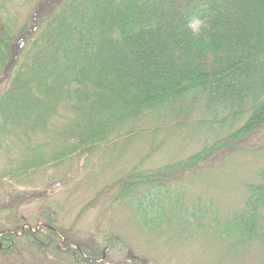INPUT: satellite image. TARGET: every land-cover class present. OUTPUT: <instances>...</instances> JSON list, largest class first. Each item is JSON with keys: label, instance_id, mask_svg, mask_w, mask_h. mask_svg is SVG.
I'll use <instances>...</instances> for the list:
<instances>
[{"label": "trees", "instance_id": "1", "mask_svg": "<svg viewBox=\"0 0 264 264\" xmlns=\"http://www.w3.org/2000/svg\"><path fill=\"white\" fill-rule=\"evenodd\" d=\"M191 117L197 151L148 165L158 156L149 145L77 218L109 200L131 208L160 251L205 239L224 255L216 264L246 249L264 254V167L255 181L239 167L264 162V0H0V184L51 186L60 170L95 182L99 159L122 157L117 146L145 137L147 125L157 132ZM208 179L236 180L241 196L194 194ZM54 214L43 211L37 231L1 232L0 255L20 257L27 246L105 264L117 250L121 263L146 264L127 246L123 258V238L61 227Z\"/></svg>", "mask_w": 264, "mask_h": 264}, {"label": "rangeland", "instance_id": "2", "mask_svg": "<svg viewBox=\"0 0 264 264\" xmlns=\"http://www.w3.org/2000/svg\"><path fill=\"white\" fill-rule=\"evenodd\" d=\"M193 29H197V25H194ZM193 119L197 121L196 117H191L188 121L182 120L183 124H180L181 126L178 123L174 124L176 122L175 120L168 119L160 122L162 127L157 132L152 131L147 125L148 131L145 137L137 136V142L135 141L132 145L131 140H127L124 141V144H122L123 142L121 143L122 146H117V152L114 155L118 153V155L122 154V157L113 162L107 161L106 158L99 159L101 173L99 172V168L97 169L98 171H95L99 172V174L95 173L98 175L97 181L95 182H90L88 178L82 175L77 176L76 174L73 178L60 175L63 170L57 173L55 172V180L59 182L53 180L50 184L51 186H47V183L45 184L42 178L36 179L37 186L29 187L28 190L24 187L12 189L8 181L6 182L7 184H4L3 181V184H0V237L3 231L19 236L21 230L25 231L34 228L33 231H37L43 228L46 215L43 217L42 212L51 210L53 214H56L58 224L61 227H73L74 230H84L92 233L94 231L96 238L105 233H108V237L109 234H112L123 238L125 240L123 242L125 243L122 245L125 247L121 248V244L118 245L120 247L117 246L123 249V258L126 254L125 250H128L127 247H129L131 250L137 251V254L142 260H145L146 264H155L151 259H156L155 261L166 264L164 260L166 261L170 257L174 258L176 262L178 261V264H199L200 261L202 264H216V262H211V260L214 257H223L224 255L223 253L217 254L219 248L215 245L214 240L212 242L205 239L196 240L205 245L208 244L210 247L192 240L184 243L187 244L184 247L178 242L176 248L175 245L160 251L147 234H139L137 228H135V224L131 221V208L126 207L125 210L120 204L117 205L118 207L111 206V201L109 200L101 201L94 209L83 213L77 218L83 206L94 196L96 191L103 188L104 184L111 183L115 177L120 175L121 170H128L126 168L131 167L142 158L149 151V145L156 144L154 150H158L159 157L156 154L152 155L148 159V165L162 161V159L159 160L158 158L168 157L163 161H171L172 159L185 158L197 151L201 137L199 138L198 134H196L197 131L194 122H192ZM258 161L259 159L244 160L242 162L243 166L239 165L243 169L240 172V176L245 177L246 180H254L256 168L264 167V162L260 163ZM1 165L2 161H0ZM76 171L77 169L73 171L72 175ZM205 183L207 184H200V188H196L193 193L196 195L200 193L202 197H209L210 195L216 194L218 198L221 196L222 201L224 194L227 198L231 196V200L241 196V189L237 187L236 180L234 179H224L221 182H216L217 184L215 180L210 183L208 179V181L205 180ZM63 186H66V188L69 186V189L72 191L67 192L69 194H63ZM229 207L230 205L228 204L226 209ZM107 208L111 209L105 213ZM15 228H18L19 232H15ZM95 243L98 245V241ZM28 248L25 246L20 257H4L0 255V264H71L70 261L72 264H81L75 256L69 259L70 261L62 257L57 259V256L53 254H50L49 257H43L40 253L33 252ZM173 248L174 251L170 253ZM252 249L251 251L246 249L245 252L233 256L230 260L231 263L227 261L226 264H264V254L259 249ZM119 253L121 252H117L116 250V252L110 255L114 263L105 264H117L118 261L121 263ZM121 264L126 263L123 262ZM131 264L140 263L131 260Z\"/></svg>", "mask_w": 264, "mask_h": 264}]
</instances>
